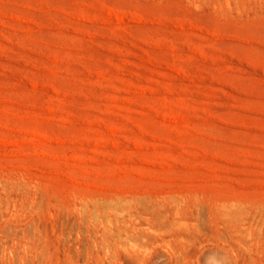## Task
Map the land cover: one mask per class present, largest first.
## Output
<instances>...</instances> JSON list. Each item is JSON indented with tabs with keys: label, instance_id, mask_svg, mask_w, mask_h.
<instances>
[{
	"label": "rangeland",
	"instance_id": "obj_1",
	"mask_svg": "<svg viewBox=\"0 0 264 264\" xmlns=\"http://www.w3.org/2000/svg\"><path fill=\"white\" fill-rule=\"evenodd\" d=\"M0 264H264V0H0Z\"/></svg>",
	"mask_w": 264,
	"mask_h": 264
}]
</instances>
